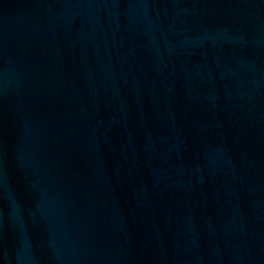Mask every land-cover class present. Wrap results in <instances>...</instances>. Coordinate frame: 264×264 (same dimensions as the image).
<instances>
[{
    "label": "water",
    "instance_id": "obj_1",
    "mask_svg": "<svg viewBox=\"0 0 264 264\" xmlns=\"http://www.w3.org/2000/svg\"><path fill=\"white\" fill-rule=\"evenodd\" d=\"M0 264H264V0H0Z\"/></svg>",
    "mask_w": 264,
    "mask_h": 264
}]
</instances>
